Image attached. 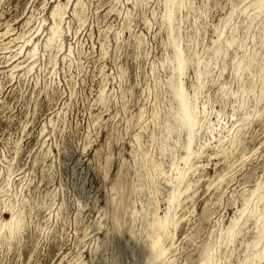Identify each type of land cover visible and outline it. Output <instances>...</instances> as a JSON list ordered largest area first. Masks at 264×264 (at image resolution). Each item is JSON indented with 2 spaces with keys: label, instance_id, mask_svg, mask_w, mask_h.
Returning a JSON list of instances; mask_svg holds the SVG:
<instances>
[{
  "label": "rangeland",
  "instance_id": "1",
  "mask_svg": "<svg viewBox=\"0 0 264 264\" xmlns=\"http://www.w3.org/2000/svg\"><path fill=\"white\" fill-rule=\"evenodd\" d=\"M252 1L185 0L170 25L164 0H0V264L246 262L259 231L247 212L264 191V15L240 25L244 47L224 61L213 51L232 6L230 25ZM172 36L200 61L182 77L190 96L197 87L191 167L187 130L175 129ZM253 52V75L237 76ZM245 206L242 231L222 242ZM157 213L169 219L159 245L172 247L152 261Z\"/></svg>",
  "mask_w": 264,
  "mask_h": 264
},
{
  "label": "bare ground",
  "instance_id": "2",
  "mask_svg": "<svg viewBox=\"0 0 264 264\" xmlns=\"http://www.w3.org/2000/svg\"><path fill=\"white\" fill-rule=\"evenodd\" d=\"M185 0H164V6H165V18L166 20L170 23V25L173 23V14L175 12V10L179 9L180 7L184 6ZM85 5V4H84ZM250 5L253 8L252 13L246 15V17L244 19H242L240 22L238 23H233L230 25V23L233 21L234 18V14L237 11V6H232L231 10L229 11L228 15L222 20V23L216 27V36L217 38L214 40V51H213V59L215 61H217L219 58L222 59V61L225 60V57L227 56L229 49L231 47H233L234 45L240 46V48H242V46L244 47L245 43L243 38L239 39V37H237V31L240 27V25L242 23H244V25L246 26L245 29H249L254 21L255 18L259 17L260 20L262 18V16L264 15V0H253ZM59 7L58 5L54 6L52 11H51V15L54 19L57 18V16H59ZM247 7V5H246ZM62 8V6H61ZM245 8V7H243ZM249 8V7H248ZM250 10V9H249ZM201 11V10H200ZM248 11V10H247ZM242 15V14H241ZM84 16V15H83ZM60 17V16H59ZM206 17V16H205ZM223 17V16H222ZM264 18V17H263ZM198 20V19H197ZM215 25V24H214ZM230 25V26H229ZM197 27V26H196ZM228 27L227 33L225 34V31ZM202 28V27H201ZM173 30V29H172ZM179 30V29H178ZM262 31V25L259 26L258 29V34L260 36V33ZM58 32V25L56 22H54L51 27H50V34L47 37L46 40V47H51L52 43L54 40H56V35ZM5 33V32H4ZM240 34V33H239ZM224 36V38H223ZM247 40V39H246ZM170 44H172L173 46V58L170 60H166V61H170L174 63V70H175V75L172 78V80H170V84L171 87L173 89V93H174V98L176 99L177 102V117H176V131L181 130V129H186L187 130V142H186V150L188 151L186 156H185V165L191 167L192 165H194L193 159H192V155H200L199 152H193L191 150V145H192V141H193V137H194V132H195V128L198 125L199 121V111L197 109L196 103H195V93L197 92V87L194 89V96H190V93H187V90L185 89L186 86H184L183 84V75L185 73V71H187L186 69H188V65L192 62L196 63L197 66L199 64V60H196V62L194 61V59L196 57H186L184 54V50L183 48L179 45V43L177 42V40H175V38L172 36V38L170 39ZM169 44V45H170ZM182 44V43H181ZM250 47V46H249ZM62 48V47H61ZM239 48V47H238ZM36 49V45H33L28 53L32 56L34 51ZM46 49V48H45ZM253 51V50H252ZM36 52V51H35ZM247 52V51H246ZM80 54V53H79ZM255 53L253 52L252 54L249 55H245L241 60H239V62L235 65L234 67V72L237 76L239 77H243L244 73L247 74L248 79L250 78V76L253 75V66H254V58H255ZM189 56V55H188ZM212 57V56H211ZM171 58V57H170ZM213 61V60H212ZM211 62V61H210ZM224 63V62H223ZM195 64V65H196ZM201 64V63H200ZM210 65V64H209ZM222 65V64H221ZM211 67V66H210ZM213 67V66H212ZM262 67V65H261ZM216 69V68H215ZM261 71L264 69L263 67L260 68ZM264 71V70H263ZM219 72V71H218ZM201 70L197 71V76L199 77L201 75ZM224 73V72H223ZM262 73V72H261ZM188 74V73H187ZM195 74V73H194ZM208 74V73H207ZM237 78V77H236ZM212 82V81H211ZM246 82H247V77L246 79H242V82L239 85L238 90L234 93L237 94L240 92L241 96H242V102L241 104H244V100L243 98L245 96L248 95L247 93V86H246ZM249 82V81H248ZM169 84V83H168ZM167 84V85H168ZM249 85V84H248ZM53 88V87H52ZM194 88V86H193ZM192 88V90H193ZM247 93V94H245ZM253 93V92H252ZM261 93V92H260ZM164 96V95H163ZM240 96V97H241ZM237 97V95H236ZM235 98V96H234ZM175 101V100H174ZM235 101V100H234ZM251 104V103H250ZM242 107V106H241ZM237 108V107H236ZM156 110V109H155ZM155 114V113H154ZM158 115V113H157ZM156 115V116H157ZM231 115V114H230ZM239 118V117H238ZM153 120V119H152ZM217 120V119H216ZM220 120V119H219ZM222 120V119H221ZM167 121V120H165ZM235 121V120H234ZM233 121V122H234ZM59 124V123H58ZM167 125V124H166ZM229 129V128H228ZM174 131L173 126L168 125L166 128V138ZM152 137V136H151ZM165 138V139H166ZM205 138V137H204ZM168 139V138H167ZM166 139V140H167ZM234 140V139H233ZM225 143V142H224ZM165 147V145H163V148ZM143 149V148H142ZM232 157V156H231ZM244 158V157H243ZM183 159V158H182ZM150 163V162H149ZM196 163V162H195ZM203 164V163H202ZM43 167V166H42ZM143 168V167H142ZM153 170V169H152ZM176 170V169H175ZM177 171V170H176ZM180 170H178L179 172ZM177 172V173H178ZM181 172H183L181 170ZM162 174V173H161ZM190 176V175H189ZM189 178V177H188ZM180 179V178H179ZM198 183V182H197ZM261 186H259L255 191L252 192V196H254V194H256V191L258 189H260ZM3 188V187H2ZM262 188V187H261ZM187 190V188H186ZM184 190V191H186ZM189 190V189H188ZM1 191V189H0ZM187 193V192H186ZM257 202L249 209V211L247 212V216H256V222H259V231L257 238L254 240L253 244L251 245L253 247V252L251 251V254L249 256H247L246 258V262L244 264H247L248 259L249 261L251 260H260L262 258H264V191L258 193L255 196ZM40 199V198H39ZM43 199V198H42ZM54 199V197H53ZM38 201V200H37ZM45 201V200H44ZM36 202V201H35ZM262 202L261 207H258V203ZM45 203V202H44ZM157 204V203H156ZM172 204V202H171ZM158 207V206H157ZM247 210V206H245L241 212H239L240 214L237 216V218H235L234 220H232L230 222V224L225 228V230H223V232L221 231V237L222 238V242L225 243H229L230 244L233 242V240L236 238V236L239 234L240 228L238 226L239 221L242 219V217H244V212ZM138 211V210H137ZM167 211V210H166ZM155 213V212H154ZM170 213V212H169ZM168 213V214H169ZM159 213H157L152 220V226L156 232V234L154 235V238L151 237L152 239V246L154 248V251L156 250L154 259L153 257L151 259H153L152 261H155L157 258L161 257L164 254H167L166 251L172 247V244H170L167 248L164 246H160L159 243L163 235V230L167 227V224L169 222L168 219V215L165 213L164 216L161 217V215H158ZM251 219V218H250ZM40 221V220H39ZM11 223V222H10ZM7 222L6 226L9 228L10 232H13L15 229H17L19 227L20 224H16V226L12 227L11 224ZM169 225V224H168ZM242 225V224H241ZM240 225V226H241ZM5 227V225H4ZM255 227V226H254ZM152 228V227H151ZM0 229H2L0 227ZM258 229V228H257ZM167 230V229H166ZM27 232V231H26ZM37 232V231H35ZM31 233V232H30ZM154 233V232H153ZM152 235V234H151ZM166 235V234H165ZM248 235V234H247ZM164 238V237H163ZM244 240V238H243ZM232 241V242H231ZM252 241V240H251ZM172 242V241H171ZM220 242V241H219ZM244 242V241H243ZM242 244V243H241ZM231 248V247H230ZM170 251V250H169ZM6 257V256H5ZM215 256L213 253L208 252L203 259L201 260L200 264H215ZM259 264V263H258Z\"/></svg>",
  "mask_w": 264,
  "mask_h": 264
}]
</instances>
